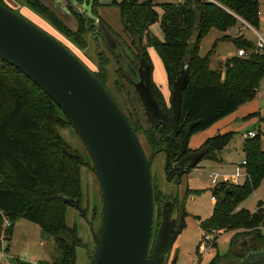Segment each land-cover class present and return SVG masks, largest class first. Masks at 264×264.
<instances>
[{
    "label": "trees",
    "instance_id": "16d2710c",
    "mask_svg": "<svg viewBox=\"0 0 264 264\" xmlns=\"http://www.w3.org/2000/svg\"><path fill=\"white\" fill-rule=\"evenodd\" d=\"M24 1L32 11L77 44L83 43V34L90 32L89 25L96 21V7L100 3L99 0H87L93 15L90 17L70 6L80 25L74 32L40 0ZM108 5L119 9L125 30L133 42L139 39L142 43L151 73L146 47L152 46L157 50L165 65L171 92L184 64L189 62L190 80L183 90L179 123L183 127L193 124L190 137L256 97L257 89L264 81V50H258L256 43L244 35L234 38L224 35L222 40H233L237 50L245 49L247 52V55L236 54L228 59L225 74L211 67V53L201 56L199 50L202 38L212 28L227 32L243 19L258 30L261 25L259 0L167 1L161 4V17L153 0H112ZM156 22L161 24L163 40L151 32V26ZM93 73L106 83L105 67L101 66L99 72ZM156 91L164 110L171 114L172 104L169 105ZM129 120L136 132L145 136L152 155L166 152L169 180L191 171L189 168L181 173L178 169L183 135L176 133L172 125L163 128L148 125L144 128L140 122L135 124ZM68 127L73 125L54 100L21 70L0 58V209L12 223L7 234L11 237L16 221L26 218L40 225L42 233L53 239L60 254L54 262L18 260V264H75L77 247H87L77 226L67 224L68 208L74 206L67 199H79L81 205L82 167H91V164L73 151L63 138L60 130ZM233 135V132L218 133L198 149L187 147L186 153L201 152L203 156L197 164L205 158L217 160ZM243 149L249 178L243 184L232 185L230 190L223 184L213 188L216 204L211 217L202 221L201 227L205 234L244 229L249 236V247L258 250L264 247V201H258L255 211L238 207L264 182V149L260 135L246 138ZM153 188L155 207L160 212L167 198L155 190L154 184ZM2 222L0 217V232ZM236 239V236L232 238L227 254L217 253L207 264H220L231 255L245 256L246 250H238Z\"/></svg>",
    "mask_w": 264,
    "mask_h": 264
},
{
    "label": "rangeland",
    "instance_id": "374dc122",
    "mask_svg": "<svg viewBox=\"0 0 264 264\" xmlns=\"http://www.w3.org/2000/svg\"><path fill=\"white\" fill-rule=\"evenodd\" d=\"M1 1L18 14L59 39L91 71L99 72L101 66L105 67L107 71L106 86L116 96L132 121L135 124L139 122L137 114L133 110V103L130 102V97H128V95H131L134 98V102L138 105V94L130 86L126 78H124L121 68L124 64L119 60L116 52H114L115 46L118 47L120 44L129 45L133 41L125 30L119 9L108 5L112 0H99L100 3L98 2L99 4L96 7L97 20L89 25V28L91 27L90 32L83 34V43L81 44H77L72 38L60 32L50 22L32 11L24 0ZM40 1L52 9L70 30L76 32L80 28L79 19L74 17L66 1ZM153 1L156 3V9L160 17L163 14L162 3L167 1L174 3L181 2V0ZM76 6L83 12H87L90 9L88 3L82 0H77ZM259 8L261 25L258 33L262 35L264 34V0H259ZM95 24H100L101 26L97 27ZM151 32L160 40L164 39L160 22H156L151 26ZM226 34L231 35L233 38L244 35L248 40L254 43L258 42L257 33L242 23L237 24V26L227 32L212 28L202 38L199 54L206 56L211 53V67L221 71L223 74L226 71L227 60L235 52L237 54V48L233 40L221 39ZM109 36L114 43L109 42ZM146 52L152 65V80L156 89L167 99L170 87L168 74L162 58L152 46H147ZM139 105L141 104L139 103ZM142 126L144 128L148 127L144 121ZM250 131H254L260 135L262 148L264 149V81L261 84V90L253 100L242 104L236 111L219 120L208 129L191 135L188 147L198 149L208 138L218 133L233 132L232 140L221 151L217 160L202 159L196 167L191 168L189 173L182 174L180 177L177 175L174 179L169 180L166 169V152L161 151L154 157L151 164L153 184L155 190L159 191L167 199L161 206L160 212L159 208L155 207L152 245H154L164 221L163 211L166 202H171L173 207L169 220L170 224L172 221H175L174 227L183 225L182 230L178 233L165 256V261L169 264L172 262L175 264H207L217 253L221 255L228 253L231 240L234 236L237 237L238 250L240 251L244 248V243L248 242L249 236L246 235V231L240 229L239 231H228L222 234L214 233L213 239L205 244L203 242L205 231L201 227V223L211 217L213 213L216 204L213 188L217 186L216 183L226 185L232 189V185L235 184L223 182L226 176H229L230 179L239 177L240 184L244 183L246 166L243 165V162L246 160V155L243 144L245 139L248 138L244 135ZM60 132L70 148L80 153L92 167H82L83 196L81 206L84 211L70 205L67 214V224L71 227L77 226L80 237L87 245V247H77V260L75 264H90L102 221L101 187L96 169L93 168L95 165L93 159L76 129L68 127L61 129ZM138 135L147 155L151 157L152 152L145 136L142 133ZM212 173H219L221 175L216 183L211 182L210 174ZM259 200L264 201V182L240 206L250 211H255ZM262 232L264 233V227H262ZM215 236H218L217 240H215ZM6 244L7 251L3 253V249L5 248L2 242L0 243V259L6 261L8 264H18V260L29 263H37L41 260L54 262L60 256L53 239L42 233L39 224L26 218H20L16 221L12 236L8 237Z\"/></svg>",
    "mask_w": 264,
    "mask_h": 264
},
{
    "label": "water",
    "instance_id": "95a60500",
    "mask_svg": "<svg viewBox=\"0 0 264 264\" xmlns=\"http://www.w3.org/2000/svg\"><path fill=\"white\" fill-rule=\"evenodd\" d=\"M87 17L76 0H64ZM97 20L96 17H94ZM0 58L21 70L62 109L86 145L102 192V221L90 264H169L165 256L183 225L169 222L172 205L166 202L164 221L152 245L155 202L149 157L132 123L106 84L81 59L52 34L0 2ZM189 62L174 84L167 114L154 91L150 74L145 95L150 120L162 128L170 123L183 135L182 156L188 147L191 126L180 125L182 95L189 76ZM150 110V111H149ZM203 154L184 157L178 169L196 166ZM230 190V188H228ZM83 210L79 199H67ZM170 224V225H169ZM171 227V228H170ZM243 257L231 255L220 264H264V247L252 250L244 243ZM175 264V263H170Z\"/></svg>",
    "mask_w": 264,
    "mask_h": 264
},
{
    "label": "flooded vegetation",
    "instance_id": "af4514ba",
    "mask_svg": "<svg viewBox=\"0 0 264 264\" xmlns=\"http://www.w3.org/2000/svg\"><path fill=\"white\" fill-rule=\"evenodd\" d=\"M84 1L87 2V0H84ZM96 26L100 27L101 25L97 24ZM109 39H110L109 42L114 43V41L111 40L110 36H109ZM114 52H116L117 57H119V60H121V62H123L124 66H125V67L124 66L121 67L123 70L124 78H126V80L129 82L130 86H132L138 94V100H139V103L141 105H139V103L137 105V103L134 102V98L131 97V95H128V97H130V100H131L130 102L133 103V107H134L133 110L137 114V117H138L137 119L139 120V122L141 124H143V121H144L147 123V125H154L156 127L161 126L162 123L158 124L159 123L158 119L153 118V120L151 121L150 117L148 115V109H150L151 104H150L149 99L145 95V93H146L145 86L147 83L146 82L147 75L150 74V78L152 80V73L150 71V64L146 58V54L143 50L142 43H140L139 39H136L135 43L132 42L129 45L120 44L118 47L115 46ZM152 83H153L154 91L156 92V95H157V97L160 100V103L162 105L161 99L159 98V96L157 94L156 86H155L153 80H152ZM109 91L111 92L110 89H109ZM112 95L116 98V96L113 93H112ZM116 100L118 101L117 98H116ZM118 103L121 106V108L123 109V106L121 105V103L119 101H118ZM138 106H140L141 108ZM123 111L126 113V111L124 109H123ZM166 113L170 115V113H168L167 111H166ZM126 115H127V117L130 118L128 113H126ZM168 125H171V124L166 123V126H168ZM190 155L191 154L187 155V153L185 152L182 156L179 157V159L177 161V165L179 166L181 164L182 158L189 157Z\"/></svg>",
    "mask_w": 264,
    "mask_h": 264
},
{
    "label": "built area",
    "instance_id": "2783aa9c",
    "mask_svg": "<svg viewBox=\"0 0 264 264\" xmlns=\"http://www.w3.org/2000/svg\"><path fill=\"white\" fill-rule=\"evenodd\" d=\"M211 1H214V0H211ZM257 35H258V42L256 43V46H257V49L260 50L261 52L264 50V34H259L258 32H256ZM237 55L238 56H244V55H247V52L245 51V49H238L237 50ZM261 89V86L258 87V92L260 91ZM256 135V133L254 131H250L248 134H245L244 136L245 137H248V138H251V137H254ZM246 164V160L243 162V165ZM220 174L219 173H212L210 174V178H211V182L212 183H216L217 180L220 178ZM249 178V174L246 172L245 174V181L246 179ZM223 182H227V183H231V184H235V185H239L240 182H239V177H234L233 179H230L229 176H226L225 177V181ZM222 183V182H220ZM219 184V183H216V185ZM0 217L2 218V228H1V232H0V243L2 242V244L4 245V248L3 249V253H5L7 251V246L5 247L6 244V241L8 240V234H7V229L11 226V220L9 219L8 216H6V214L4 213V211H2L0 209ZM214 233H216L215 231L212 232V233H208V234H205L204 235V239H203V242L205 244H207L211 239H213V235ZM4 255V254H3ZM0 264H8L6 261L0 259Z\"/></svg>",
    "mask_w": 264,
    "mask_h": 264
},
{
    "label": "crops",
    "instance_id": "0c3cea01",
    "mask_svg": "<svg viewBox=\"0 0 264 264\" xmlns=\"http://www.w3.org/2000/svg\"><path fill=\"white\" fill-rule=\"evenodd\" d=\"M239 23L245 24V25H247L249 28H252L255 32H258L257 29L253 28L251 25H249V24H248L247 22H245L243 19H241ZM239 23H238V24H239ZM236 26H237V25H236ZM234 55H236V52H235ZM234 55H233V56H234ZM262 83H263V82H262ZM260 90H261V89H260ZM171 94H172V93L169 91V95H168V97H166L167 99H165V100L167 101L168 104H169V100H171ZM244 182H245V181H244ZM241 184H243V183H241ZM240 207H242V206H240ZM256 209H257V208H256ZM256 209H255V210H256ZM209 262H210V261H209ZM209 262H208V263H209Z\"/></svg>",
    "mask_w": 264,
    "mask_h": 264
}]
</instances>
